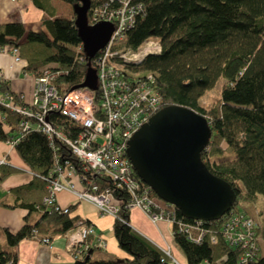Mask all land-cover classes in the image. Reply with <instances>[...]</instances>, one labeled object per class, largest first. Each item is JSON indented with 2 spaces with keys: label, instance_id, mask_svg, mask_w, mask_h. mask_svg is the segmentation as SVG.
<instances>
[{
  "label": "trees",
  "instance_id": "trees-1",
  "mask_svg": "<svg viewBox=\"0 0 264 264\" xmlns=\"http://www.w3.org/2000/svg\"><path fill=\"white\" fill-rule=\"evenodd\" d=\"M34 1L43 7V0ZM63 1L71 5L78 3V0ZM104 1L91 0V8ZM134 1L142 2L143 6L136 12L135 23L118 46L137 48L148 39L161 42L160 52L147 55L132 68L142 77L147 74L154 77L153 87L161 95L163 106L182 105L206 116L212 136L202 152V160L214 175L229 182L237 193L228 212L218 220L203 224L208 231L201 242L178 232L176 224L172 226L174 241L184 252L188 264H203L205 260L220 264H264V219L261 223L257 221L262 237L260 250L255 259L246 262L241 260L242 249L229 245L220 229L230 214L240 211L250 214L240 205L241 200L254 203L259 195L264 196V0ZM88 17L90 20L91 9ZM43 24L46 31H26L18 21L0 23V49L17 48L20 57L27 61L25 71L35 76L46 69L61 71L62 75L55 83L63 90H70L84 81L88 61L75 17L44 19ZM92 66L96 69L95 58ZM220 78H224L225 83L218 100L210 108L204 106L202 97ZM7 91L12 92L8 83L0 80V92ZM0 110L5 120L13 125L10 135L0 134V137L17 136L21 115L5 107ZM51 118L58 126H65L71 136L77 135V128L70 126L62 115L52 113ZM15 146L32 170L34 180L46 187V182L37 174L46 175L54 164V151L48 137L41 131L31 130ZM58 151L61 161L68 159L79 172L84 171L83 164L70 148L61 144ZM230 153L234 155L231 158L227 156ZM15 171V168L3 167L0 180ZM86 174L99 184L113 186L99 174ZM114 188L119 212L113 233L128 256L93 259L92 253L100 247L93 245L92 235L89 237L90 248L75 253V264H174L162 248L131 225L127 207L129 194L126 189L115 185ZM44 196L40 201L21 203L29 212H40L37 222L30 224L27 221L15 232L0 226V264H15L18 243L34 236L35 231L39 235L65 233L79 220L70 216L74 206H68L70 213H59L43 203ZM176 215L185 222H195L182 216L177 208Z\"/></svg>",
  "mask_w": 264,
  "mask_h": 264
},
{
  "label": "built area",
  "instance_id": "built-area-1",
  "mask_svg": "<svg viewBox=\"0 0 264 264\" xmlns=\"http://www.w3.org/2000/svg\"><path fill=\"white\" fill-rule=\"evenodd\" d=\"M142 6V2L134 0H105L103 4L90 7V24L109 21L114 27L109 42L94 57L98 83L96 90L88 87L63 90L55 83L62 72L46 69L36 76L33 96L29 102L23 100L22 94L15 95L7 91L0 93V108H8L22 117L19 134L9 139L13 145L31 130L41 131L49 139L54 151V164L46 175L37 176L46 182L47 193L43 203L50 209L70 213L68 206L63 207L56 201L59 192L69 190L78 200L95 204L100 214L116 217L119 205L113 196L115 185L127 190L129 210L139 207L153 222L169 221L172 226L177 225L178 232L186 233L189 239L201 242L208 231L203 226L206 221L194 219V223H189L180 220L176 215V207L154 195L150 186L140 179L127 153L128 142L134 132L164 107L161 95L153 87L154 77L151 74L142 77L140 72L132 68L147 55L160 52L161 42L148 39L137 48L118 46L135 23L136 12ZM11 52L20 60L17 48L11 49ZM52 113L62 115L70 126L77 128V135L73 137L65 126L55 124L51 118ZM61 144L70 148L83 164V172H79L72 161L60 160L58 150ZM88 172L99 174L106 183L111 181L113 186L97 183L86 174ZM220 229L229 245L242 249L243 262L256 258L262 237L258 222L251 214L244 211L232 213L222 222ZM172 233H175L173 228ZM94 234L93 224L83 219L77 220L67 232L68 250L74 256L75 253L87 251L92 245L89 237ZM212 240H216L214 236ZM42 242L49 243L50 240L44 237ZM93 245L100 248L105 246L101 238H97ZM164 252L174 264H181L170 248ZM203 264L220 262L205 260Z\"/></svg>",
  "mask_w": 264,
  "mask_h": 264
},
{
  "label": "crops",
  "instance_id": "crops-1",
  "mask_svg": "<svg viewBox=\"0 0 264 264\" xmlns=\"http://www.w3.org/2000/svg\"><path fill=\"white\" fill-rule=\"evenodd\" d=\"M42 4L43 7H39L34 0H0V23L18 21L23 24L26 31H46L44 19L75 17L73 5L63 0H43ZM26 64V59L20 57V60H17L11 50L0 49L2 73L0 80L7 82L12 92L22 94L23 100L29 102L33 96L36 76L25 71ZM12 131L13 125L5 120L0 110V134L10 135ZM1 160L5 162L0 163V175L3 167L15 168L16 171L0 180V226L15 232L27 221L34 224L40 217L39 211L29 212V209L21 203L40 201L47 190L45 186L41 187L38 181L34 180L32 170L16 146L3 137H0ZM16 189L20 191L17 192ZM56 201L63 207L74 206L70 213L71 217L83 219L94 225L93 241L101 238L105 246L92 253L93 259L111 257L123 259L128 256V253L119 246L113 233L115 216L100 214L95 204L78 200L69 190L59 192ZM130 223L163 250L170 248L181 264H188L185 254L172 242L173 227L169 221L153 222L141 208L134 207L130 209ZM68 231L51 235L35 233L32 237L22 239L16 247L15 264H75V256L67 248ZM44 236L50 240L49 243L42 242Z\"/></svg>",
  "mask_w": 264,
  "mask_h": 264
},
{
  "label": "water",
  "instance_id": "water-1",
  "mask_svg": "<svg viewBox=\"0 0 264 264\" xmlns=\"http://www.w3.org/2000/svg\"><path fill=\"white\" fill-rule=\"evenodd\" d=\"M73 7L88 61L84 81L71 89L96 90L97 70L92 59L109 42L114 27L109 21L89 23L91 0H78ZM211 136L206 116L186 106L167 105L136 130L128 142L127 153L137 175L185 218L218 220L237 199L233 186L214 175L202 160Z\"/></svg>",
  "mask_w": 264,
  "mask_h": 264
},
{
  "label": "rangeland",
  "instance_id": "rangeland-1",
  "mask_svg": "<svg viewBox=\"0 0 264 264\" xmlns=\"http://www.w3.org/2000/svg\"><path fill=\"white\" fill-rule=\"evenodd\" d=\"M224 83H225L224 78H220L218 82L216 83V85L205 93V95L201 99V102L203 103L204 106L210 108L216 103V101L218 100L220 96L221 89ZM227 156L231 158L234 155L233 153H230ZM240 205L243 208L247 209L249 213L255 218L256 221L260 223L263 221L264 219V196L263 195H259L258 200L254 203H249V202H245L244 200H241ZM2 241H3L4 246L6 247L7 244L5 242V239H2ZM172 242H174V245H176L182 251V249L174 241V238L172 239ZM176 259L178 258L176 257Z\"/></svg>",
  "mask_w": 264,
  "mask_h": 264
}]
</instances>
